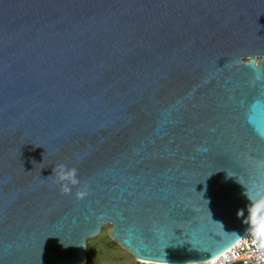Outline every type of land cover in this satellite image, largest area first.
Returning a JSON list of instances; mask_svg holds the SVG:
<instances>
[{
  "label": "water",
  "instance_id": "obj_1",
  "mask_svg": "<svg viewBox=\"0 0 264 264\" xmlns=\"http://www.w3.org/2000/svg\"><path fill=\"white\" fill-rule=\"evenodd\" d=\"M259 198L264 0H0V264H79L107 226L208 262Z\"/></svg>",
  "mask_w": 264,
  "mask_h": 264
},
{
  "label": "built area",
  "instance_id": "obj_2",
  "mask_svg": "<svg viewBox=\"0 0 264 264\" xmlns=\"http://www.w3.org/2000/svg\"><path fill=\"white\" fill-rule=\"evenodd\" d=\"M262 243L264 242L251 229L235 246L213 260H215V264H264ZM213 260L195 264H212Z\"/></svg>",
  "mask_w": 264,
  "mask_h": 264
},
{
  "label": "rangeland",
  "instance_id": "obj_3",
  "mask_svg": "<svg viewBox=\"0 0 264 264\" xmlns=\"http://www.w3.org/2000/svg\"><path fill=\"white\" fill-rule=\"evenodd\" d=\"M109 229V226L104 227L97 238L88 241L87 250L90 264H143L137 262L129 253L111 240ZM85 264H89V262Z\"/></svg>",
  "mask_w": 264,
  "mask_h": 264
},
{
  "label": "clouds",
  "instance_id": "obj_4",
  "mask_svg": "<svg viewBox=\"0 0 264 264\" xmlns=\"http://www.w3.org/2000/svg\"><path fill=\"white\" fill-rule=\"evenodd\" d=\"M67 170V166H65ZM62 183V181H60ZM239 210L238 212H241ZM255 211V221L253 220V212ZM249 218L252 224L253 231L257 234L259 230L264 229V198L255 200L251 208L249 209ZM264 239V237H260Z\"/></svg>",
  "mask_w": 264,
  "mask_h": 264
},
{
  "label": "snow or ice",
  "instance_id": "obj_5",
  "mask_svg": "<svg viewBox=\"0 0 264 264\" xmlns=\"http://www.w3.org/2000/svg\"><path fill=\"white\" fill-rule=\"evenodd\" d=\"M253 220L255 221V211L253 212ZM257 235L259 237H264V229L259 230ZM261 241L264 242V239H262ZM262 246H264V243H262ZM212 264H215V260L212 261Z\"/></svg>",
  "mask_w": 264,
  "mask_h": 264
},
{
  "label": "bare ground",
  "instance_id": "obj_6",
  "mask_svg": "<svg viewBox=\"0 0 264 264\" xmlns=\"http://www.w3.org/2000/svg\"><path fill=\"white\" fill-rule=\"evenodd\" d=\"M102 231V230H101ZM101 233V232H100ZM100 235V234H99ZM98 235V236H99ZM97 238V237H96ZM136 260V259H135ZM137 262H139V263H143V264H148L149 262H147V261H143V260H136ZM86 263V258L81 262V263H79V264H85Z\"/></svg>",
  "mask_w": 264,
  "mask_h": 264
},
{
  "label": "trees",
  "instance_id": "obj_7",
  "mask_svg": "<svg viewBox=\"0 0 264 264\" xmlns=\"http://www.w3.org/2000/svg\"><path fill=\"white\" fill-rule=\"evenodd\" d=\"M86 263H88L89 262V264H90V261L88 260L89 259V257H88V250L86 249Z\"/></svg>",
  "mask_w": 264,
  "mask_h": 264
}]
</instances>
